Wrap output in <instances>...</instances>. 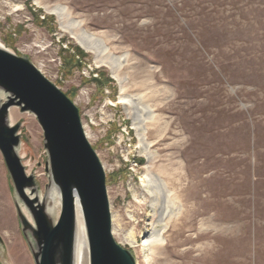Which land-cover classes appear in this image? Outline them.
Segmentation results:
<instances>
[{
    "label": "rangeland",
    "instance_id": "1",
    "mask_svg": "<svg viewBox=\"0 0 264 264\" xmlns=\"http://www.w3.org/2000/svg\"><path fill=\"white\" fill-rule=\"evenodd\" d=\"M62 26L106 52L84 51ZM0 47L28 58L78 108L106 174L113 236L136 264H264V0H0ZM108 56L122 62V84L100 63ZM120 98L149 117V159ZM14 111L18 155L41 199L43 133ZM148 174L180 206L150 252L141 247L153 222ZM53 200L54 189L56 221ZM16 201L0 154V264H34Z\"/></svg>",
    "mask_w": 264,
    "mask_h": 264
},
{
    "label": "water",
    "instance_id": "2",
    "mask_svg": "<svg viewBox=\"0 0 264 264\" xmlns=\"http://www.w3.org/2000/svg\"><path fill=\"white\" fill-rule=\"evenodd\" d=\"M0 93L5 96L0 101V154L18 199L17 219L34 264H74L77 209L89 264H136L133 252L113 236L106 174L84 132L78 108L28 58L1 47ZM12 108L33 115L43 133L48 185L41 199L36 177L26 173L18 155L21 125L10 124ZM53 189L60 204L56 221L48 211Z\"/></svg>",
    "mask_w": 264,
    "mask_h": 264
},
{
    "label": "bare ground",
    "instance_id": "3",
    "mask_svg": "<svg viewBox=\"0 0 264 264\" xmlns=\"http://www.w3.org/2000/svg\"><path fill=\"white\" fill-rule=\"evenodd\" d=\"M33 1L38 3V0H33ZM52 13H54L60 21L64 17V11L61 8H56L52 10ZM62 28L63 30H67L70 33L71 38H73L84 51L94 54L98 58L99 57L101 58L102 55L106 52L105 47H103L101 45V42L96 40L92 34H87L88 32L85 33L83 32V30L75 31V29L73 30L69 26L68 27L62 26ZM100 63H105L108 66L111 73L114 75V77L119 81L120 84H122L123 80H121L118 77L119 76L118 72L122 66L121 61L108 56V57H104V59ZM119 101L120 104L124 105L127 113L128 112L131 113L130 117H132V126L135 130L137 137L139 138L138 140L140 141L139 150L142 153H146L147 148L143 147L142 142H143V135L145 134V130H146L145 123L149 117L146 114H145L146 116L140 114L143 113L144 111L139 112L138 110L139 108H137L138 100L132 98H120ZM126 106H129V109H131V111L127 109ZM10 114L12 118H15L16 112L14 111V108L10 110ZM146 155L148 159L151 158L148 152L146 153ZM146 189L148 194L145 200H146V204L149 206L147 211L149 217L153 219V222H151L150 229L145 232L144 241L141 247H143L146 252H150L152 248L160 246L161 242L165 240L164 234L166 232L167 225L169 224L171 219L177 214V211L179 210L180 206L177 202H175L176 200L173 194L169 193V191H166L165 185L163 186L161 182H159L157 179L150 176L149 174H148ZM52 195L53 197L55 196L54 194ZM59 208H60L59 202L53 200V205L50 208L52 214L53 215L56 214V210H58ZM131 237L133 239H136L133 235H131ZM74 264H89V251H88L87 239L79 209H77V213H76Z\"/></svg>",
    "mask_w": 264,
    "mask_h": 264
}]
</instances>
